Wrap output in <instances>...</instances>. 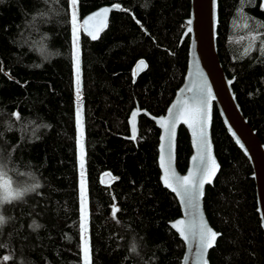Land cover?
<instances>
[{
  "label": "trees",
  "instance_id": "trees-1",
  "mask_svg": "<svg viewBox=\"0 0 264 264\" xmlns=\"http://www.w3.org/2000/svg\"><path fill=\"white\" fill-rule=\"evenodd\" d=\"M263 2L218 0L216 45L264 143ZM100 6L115 7L106 27L79 38L90 264H178L183 244L168 221L179 207L159 182L158 129L140 116L136 142L122 136L135 102L163 113L182 81L189 0H77L79 19ZM211 134L220 169L203 205L219 237L209 264H262L250 166L215 109ZM189 152L180 127L179 171ZM0 167L19 189L40 185L1 207L0 264H82L68 0H0ZM105 172L117 181L101 184Z\"/></svg>",
  "mask_w": 264,
  "mask_h": 264
},
{
  "label": "water",
  "instance_id": "water-1",
  "mask_svg": "<svg viewBox=\"0 0 264 264\" xmlns=\"http://www.w3.org/2000/svg\"><path fill=\"white\" fill-rule=\"evenodd\" d=\"M114 8V6H100L82 16L80 18L81 32L91 39H93V35L97 38L106 27L110 12ZM105 9H107L106 13ZM217 26L218 0H189V12L187 17L184 18V27L179 38V43L186 38L188 39L186 66L182 81L175 89L163 113L154 115L148 110L141 108L135 102L127 117L128 135L122 136L124 139L136 142L139 134L140 116H144L150 120L158 129L156 163L159 182L162 187L172 193L179 207V215L168 221V226L176 233L183 244V251L178 264H203L196 254L195 240L191 234L187 233L189 225H195L202 219L208 227L218 233L210 225L203 205L206 186L213 183L220 169L211 134L214 109L227 135L246 158L250 166L249 178L253 181L255 212L259 220L264 246V143L258 137L256 131L249 125L247 118L240 108L232 88L234 77H228L222 68L216 45ZM141 61L143 60L135 64L133 68L134 75L144 69L145 62L141 63ZM197 66L201 74L199 77L196 76ZM202 81H206L207 87L211 89L212 94V99L209 101L207 108L208 122L206 134L208 143L211 146L210 154L215 161L216 167L214 174L209 177L210 182H206L202 186V196L198 201H194L193 206H190L181 191H173L172 188L165 186V173L164 168L161 167V156L163 154L164 165L168 169L169 175L175 174L173 177L174 187L178 188V185L175 183L176 180L189 176L191 172L196 170L198 161H194L193 158L198 155L197 138L199 133L198 130H195L194 134V129L189 126L191 123L190 111H185L180 119H177V113L181 110L180 105L182 102L187 101L191 105V98L195 93L194 84ZM190 88L192 91H189ZM171 120H176V127L170 131H166L168 122ZM186 120L188 123L185 122ZM180 127L185 129L190 147L184 171H179L176 163V144ZM197 179H199V173H197ZM115 181H117V177L112 176L108 172L100 175V182L103 185L111 184ZM179 221H183V224H178L177 222ZM173 225H176V227H173ZM178 228L185 230L188 235L187 241L180 235V232L177 230ZM212 248L208 250L204 257L207 264H209V252ZM262 264H264V259Z\"/></svg>",
  "mask_w": 264,
  "mask_h": 264
},
{
  "label": "snow or ice",
  "instance_id": "snow-or-ice-1",
  "mask_svg": "<svg viewBox=\"0 0 264 264\" xmlns=\"http://www.w3.org/2000/svg\"><path fill=\"white\" fill-rule=\"evenodd\" d=\"M76 0H72V3H75ZM105 13L107 9L104 10ZM99 15V14H98ZM76 17L73 16V23L75 24ZM74 36H75V28H74ZM93 39L96 38L95 35L92 36ZM73 62L74 69L77 72L79 70L78 65V55L76 53L75 44L73 46ZM143 63V61H141ZM201 74L199 72V67L197 66L196 76L199 77ZM195 93L192 96L191 105L188 104L187 101H184L180 105V112L177 113V119H180L185 111L191 112V123L190 127L195 130H198V155L193 158L194 161H198L196 170L191 172L189 176L180 178L176 180L175 183L178 185L177 187L173 186V177L169 175V171L165 168L164 165V157L163 154L161 156V167L164 168V184L166 187L172 188L173 191H181L183 196L185 197L187 203L190 206H193L194 201H198L202 196V186L206 182H210L209 177L214 174L215 171V161L212 159L210 154L211 146L207 140L206 127H207V108L209 101L212 99L211 89L207 87L206 81L197 82L194 84ZM189 91H192L190 88ZM188 123V121H185ZM176 127V120H171L168 122L166 131H170ZM163 139V138H162ZM78 145L80 144V140H77ZM239 143V141H237ZM163 153V146H162ZM197 173H199V179H197ZM39 184H34L31 188H23L19 189L14 187V182L7 176V173L0 167V207L5 203H11L15 200L21 199L26 192L35 191L39 188ZM82 196H81V243H82V252L84 253L83 264H90V250L83 246V213H84V203H83V182L81 188ZM113 211H117V209H113ZM5 223V217L0 215V226ZM178 224H183V221L177 222ZM176 227V225H173ZM180 232V235L184 237L187 241L188 235L185 230L177 229ZM187 233L191 234L193 239L196 242V254L201 259L203 264H207L206 259H204L206 253L210 248L214 246V243L218 237V233L213 231L210 227H208L204 221L201 219L195 225H189L187 227Z\"/></svg>",
  "mask_w": 264,
  "mask_h": 264
},
{
  "label": "rangeland",
  "instance_id": "rangeland-1",
  "mask_svg": "<svg viewBox=\"0 0 264 264\" xmlns=\"http://www.w3.org/2000/svg\"><path fill=\"white\" fill-rule=\"evenodd\" d=\"M69 4V21L71 32V57L73 56V46L75 44L76 53L78 55V75L74 69V62L72 58V86H73V101H74V118H75V135H76V155H77V173H78V196H79V216H80V242H81V188L83 182V246L89 249V237H88V201H87V178L85 168V146H84V120H83V104H82V81H81V65H80V19L78 15L77 0L72 3V0H68ZM264 8V2L262 3ZM75 15V24L73 23V16ZM75 28V36H74ZM80 140L78 145L77 140ZM14 187H17L14 184ZM18 188V187H17ZM1 214V207H0ZM82 249V243H81ZM84 253L81 250V260L83 264Z\"/></svg>",
  "mask_w": 264,
  "mask_h": 264
}]
</instances>
